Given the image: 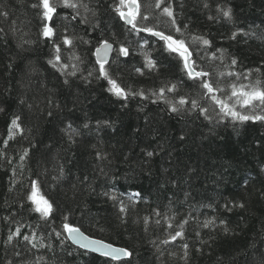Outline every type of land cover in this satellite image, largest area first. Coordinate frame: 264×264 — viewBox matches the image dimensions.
Returning <instances> with one entry per match:
<instances>
[{
	"label": "trees",
	"instance_id": "obj_1",
	"mask_svg": "<svg viewBox=\"0 0 264 264\" xmlns=\"http://www.w3.org/2000/svg\"><path fill=\"white\" fill-rule=\"evenodd\" d=\"M79 2L87 10L81 7L75 20L71 8H57L50 22L55 35L48 39L42 8L32 7L39 0H0V264H264V122L226 118L216 124L218 108L212 122L198 111L170 112L152 93L176 85L174 92L165 91L171 103L182 96L210 109L214 103L201 99L206 90L188 78L183 61L163 41L120 19L114 11L119 0ZM139 2L149 20L139 17L138 25H158L183 39L197 70L213 74L214 86L218 80L230 94V83H249L217 75L228 71H251L252 80L264 82V0H171L182 35L159 15L155 0ZM229 8L231 20L222 15ZM84 17L87 23L80 22ZM65 36L70 46L63 44ZM104 41L115 48L105 68L144 98L125 100L108 91L95 60ZM55 45L60 62L54 67L49 61L57 55ZM121 46L127 56L119 54ZM213 54L222 55L223 63ZM232 58L235 68L228 67ZM17 117L20 129L10 136ZM33 182L34 199L52 204L46 219L28 198ZM228 201L244 207L229 210ZM65 222L133 255L115 261L71 241L62 247L55 232ZM17 228L21 235L9 243ZM176 232L183 235L171 241ZM32 234L51 248L23 240Z\"/></svg>",
	"mask_w": 264,
	"mask_h": 264
},
{
	"label": "snow or ice",
	"instance_id": "obj_2",
	"mask_svg": "<svg viewBox=\"0 0 264 264\" xmlns=\"http://www.w3.org/2000/svg\"><path fill=\"white\" fill-rule=\"evenodd\" d=\"M163 5V6H162ZM151 6V5H150ZM208 5L205 4V7ZM32 7H40L42 8V20L45 21L42 27V35L45 38L51 39L55 35V28L51 26L50 22L53 21L55 15H57V8L64 7V8H71L74 11V15L72 19L75 20L77 16L80 15L79 9L81 7L87 10V5L79 2V0H39V4H33ZM155 9H160V16H166L170 19L172 27L175 29L177 33H181V28L177 26V22L174 16V11L172 8L171 0H155L154 3ZM120 17L121 20L124 21L125 24L130 25L132 29L136 32H145L153 37H157L160 41H163L165 47L169 52L176 53L180 59L183 61V68L188 76L189 79L193 80L194 82H199V87L202 90H206V92L201 93V99H204L205 96H208L214 103L213 108L205 107L200 103L199 100L196 98H185L180 97L176 103H171L167 101L165 97V91L167 92H174L176 89V85H172L171 87L161 88L159 93H152V95L157 96V100H163L165 103L169 104V111L172 113H180L181 111H198L200 116H203L209 122H212L213 116L212 113L215 111L216 108L219 109L215 115V123L220 124L226 118H230L232 121H238L241 123L252 121L253 123L259 121L264 122V82H262L259 78L252 80L251 71L247 73H241L236 71H228V72H220L217 75L221 77H234L235 80H249V83L244 84L240 83L237 85L236 83H230V94L228 91L220 86V81H215V86L213 82L210 80V77L213 75L210 71L201 68L197 70L196 62L192 59L193 53L189 51V46L185 44V41L178 37H173L171 34H165L163 30H159L158 25L153 26H139L137 22V17L139 16L142 20L147 21L149 20V14H142L141 13V4L139 0H119L118 5L114 8ZM6 15V13H3ZM95 15V13H93ZM222 15L224 18L231 20L232 19V11L231 9L222 10ZM209 19H213L209 17ZM81 23H87V17H84L80 21ZM186 27V25H185ZM238 33L233 32L231 39H235ZM194 41H199L205 46H210L211 42L202 37V36H195L193 37ZM63 44L71 45L72 40L69 39L67 36L63 37ZM55 50L57 55L55 56L54 60H50L49 63H52L53 66H57L60 62V56L58 53L60 52V46L55 45ZM112 45L109 44L107 41H104L100 48L96 49V55L98 57L96 63L99 64V77L104 78L107 80L110 87L108 91L115 95L117 98L127 99L131 95H140L144 98L143 91L133 93L129 90H126L122 87L116 78L110 75L109 71L105 68V64L107 63V55L110 51H112ZM217 51L223 52L222 49H218ZM119 54L127 56L128 49L126 47L121 46L118 50ZM79 59V57H76ZM211 59H220L221 63H223V56L216 57L215 54L212 55ZM148 64L151 65L153 68L156 66L151 60L148 61ZM237 65V60L232 58L230 60V64L228 65L229 68H235ZM62 67H67L66 65H62ZM139 71V69H137ZM257 72L260 69H256ZM71 75H75V72L70 73ZM92 73L89 72V76ZM67 83V80L65 81ZM216 93H221V95H217ZM157 100H153V103H156ZM185 105H190L189 108H184ZM241 109L245 111H241ZM51 115V112H49ZM19 117L15 118L11 122V127L9 129V134L11 136V132L13 129H20V125L18 124ZM87 127V125H85ZM71 129V125H69ZM71 139V136L69 137ZM181 140L184 139L183 136L180 137ZM5 146H7V141H5ZM153 152H147L148 157L153 156ZM28 156V151L25 150L24 153L20 156V160L24 161L25 158ZM98 159H105L106 157L101 153H97ZM11 161H9L10 163ZM101 171H103L101 169ZM62 172V169H61ZM86 179V178H85ZM33 196H29L28 198L32 200L33 204H35L34 211L38 212L41 215V218H47L52 212V204L49 203L47 199H42V202H37L34 199V193L36 189V184L33 182ZM135 195H139L136 193ZM115 199V197H112ZM225 207L231 210V208L239 207L243 208L244 204L238 201H228L225 204ZM121 213L126 211L125 207L122 205L120 207ZM157 216L160 215L159 212L156 213ZM67 219V218H65ZM145 223L147 224V218H145ZM159 223V221H157ZM187 223V221H184ZM211 221L205 222L204 227H208ZM223 223V221H221ZM169 227H172L169 224ZM182 227V225H181ZM66 233V235H65ZM21 235L20 228H17L14 233L8 236V242L11 243L14 237H19ZM182 232H176L174 235L171 236V241L176 240L177 237L182 236ZM55 237L61 240V246L67 241H71L73 244H76L78 248L84 249L86 252L92 253H99L102 257H109L113 260H116L120 257H131L133 255L132 252L128 251L125 248H118L113 247L111 243H106L103 240L98 239H91L88 236L84 235L79 227L72 226L70 223H63V231L55 232ZM23 240L27 241L32 245L33 248H37L38 244L39 247L43 248L45 246L51 248V245H45L42 241L36 240L35 234L32 236L24 235ZM169 240H165L164 243H169ZM185 249L187 245L184 246ZM71 255V253H69Z\"/></svg>",
	"mask_w": 264,
	"mask_h": 264
},
{
	"label": "water",
	"instance_id": "obj_3",
	"mask_svg": "<svg viewBox=\"0 0 264 264\" xmlns=\"http://www.w3.org/2000/svg\"><path fill=\"white\" fill-rule=\"evenodd\" d=\"M157 38V37H156ZM102 46V45H101ZM112 48H113V50L112 51H110L109 53H108V55H107V63L105 64V66H107L109 63H110V61H111V59H112V56H113V54H114V46L112 45ZM97 59H98V57H97V55L95 54V60L97 61ZM82 231V230H81ZM83 232V231H82ZM84 233V232H83ZM84 235H86L85 233H84ZM86 236H88V235H86ZM89 238H91V239H96V238H93V237H90V236H88ZM99 240V239H98ZM105 242V241H104ZM107 243V242H106ZM75 246H77L76 244H74ZM78 247V246H77ZM113 247H117V246H115V245H113ZM118 248H121V247H118ZM84 250V249H83ZM129 251V250H128ZM95 254H97V255H100L99 253H95ZM101 256V255H100ZM106 258H109V257H106ZM128 258H130V257H120V258H118V259H116L115 261H120V260H125V259H128ZM109 259H111V258H109ZM113 260V259H112Z\"/></svg>",
	"mask_w": 264,
	"mask_h": 264
}]
</instances>
